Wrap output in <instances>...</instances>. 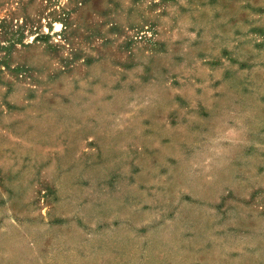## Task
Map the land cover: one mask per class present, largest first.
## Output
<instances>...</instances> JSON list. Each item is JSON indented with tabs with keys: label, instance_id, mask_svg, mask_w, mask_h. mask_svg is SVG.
I'll list each match as a JSON object with an SVG mask.
<instances>
[{
	"label": "rangeland",
	"instance_id": "obj_1",
	"mask_svg": "<svg viewBox=\"0 0 264 264\" xmlns=\"http://www.w3.org/2000/svg\"><path fill=\"white\" fill-rule=\"evenodd\" d=\"M0 264H264V0H0Z\"/></svg>",
	"mask_w": 264,
	"mask_h": 264
}]
</instances>
